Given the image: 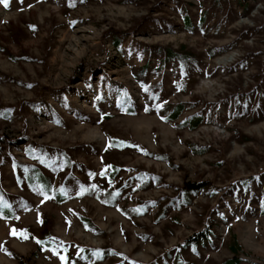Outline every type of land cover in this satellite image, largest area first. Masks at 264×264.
<instances>
[{"label":"rangeland","instance_id":"rangeland-1","mask_svg":"<svg viewBox=\"0 0 264 264\" xmlns=\"http://www.w3.org/2000/svg\"><path fill=\"white\" fill-rule=\"evenodd\" d=\"M234 239L264 264V0H0V264H221Z\"/></svg>","mask_w":264,"mask_h":264},{"label":"trees","instance_id":"trees-1","mask_svg":"<svg viewBox=\"0 0 264 264\" xmlns=\"http://www.w3.org/2000/svg\"><path fill=\"white\" fill-rule=\"evenodd\" d=\"M186 20L189 21V17H186ZM180 107L177 109V111L173 115V118H177L181 114L182 111H181ZM202 120L203 119L201 117L194 116V117H191L189 119V124L194 129V128H197L198 126L201 125ZM188 186L191 187L192 189H196L199 186V184L189 183ZM58 198H60V195H58ZM84 220H86V219L84 218ZM202 235L203 234H197V236L194 238L196 240H199L200 238L202 239ZM40 242H41L40 248H43L45 246H47V247L52 246L53 245L52 234L49 233V234L45 235L40 240ZM231 248H232V251L234 253V256L232 258L225 260L221 264H241L242 258L240 257V252H242V250H243L242 246L237 242L236 239H234L232 241Z\"/></svg>","mask_w":264,"mask_h":264},{"label":"snow or ice","instance_id":"snow-or-ice-1","mask_svg":"<svg viewBox=\"0 0 264 264\" xmlns=\"http://www.w3.org/2000/svg\"><path fill=\"white\" fill-rule=\"evenodd\" d=\"M3 2L5 4V7H7L8 6V0H3ZM11 235H13V236L18 235L17 230L13 229L11 232ZM19 235L23 236V238H25V239L27 238V235L25 233H19Z\"/></svg>","mask_w":264,"mask_h":264}]
</instances>
